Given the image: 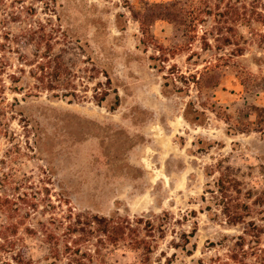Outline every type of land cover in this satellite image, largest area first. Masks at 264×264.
I'll return each instance as SVG.
<instances>
[{
	"label": "rangeland",
	"instance_id": "1",
	"mask_svg": "<svg viewBox=\"0 0 264 264\" xmlns=\"http://www.w3.org/2000/svg\"><path fill=\"white\" fill-rule=\"evenodd\" d=\"M178 1L165 13L177 22L154 18ZM230 3L0 0V264L20 252L53 264L49 235L80 214L143 219L133 225L155 246L145 264H259L264 234L257 247L247 224L202 202L226 167L244 192L264 188V0ZM41 25L71 73L55 91L29 75L25 29ZM69 83L78 98L63 96ZM107 258L145 259L123 246Z\"/></svg>",
	"mask_w": 264,
	"mask_h": 264
},
{
	"label": "trees",
	"instance_id": "2",
	"mask_svg": "<svg viewBox=\"0 0 264 264\" xmlns=\"http://www.w3.org/2000/svg\"><path fill=\"white\" fill-rule=\"evenodd\" d=\"M233 2L239 3L240 0H231L228 5L229 13L234 10ZM179 1L171 4L169 7L161 6L163 13H155L154 18L177 22L175 18H170L165 15L172 9L177 8ZM244 8H247L245 6ZM256 8V7H255ZM253 11V18L256 16L257 22H263L260 20L263 17L262 13ZM211 15V11H208ZM178 18V17H177ZM251 19V15L245 14L243 22L251 25L255 19ZM195 19V18H194ZM197 20V21H196ZM194 20V26L198 19ZM255 20V21H256ZM141 22V21H140ZM28 36V40L34 45V59L28 62L30 67L29 75L33 78L38 85L37 90L55 91L58 89V82L65 75H71L70 71L65 65L58 62V57H53L52 46L49 44V33H47L46 27L41 25L36 30L25 29ZM54 32V31H52ZM264 42V35L258 34ZM51 37V36H50ZM36 38H39L38 43ZM229 42V41H228ZM45 47L41 49L42 44ZM207 47H210L207 45ZM108 79V77H107ZM16 76L11 77V83L15 87L13 91H21L19 88ZM110 84V79H108ZM66 93L63 95L65 98H78L79 91L77 86L69 83L66 88ZM107 95V94H106ZM240 170L232 167H226L223 170H219V177L215 178L213 183L207 184L205 189V196L202 197V202L206 204L207 211H212L213 207H220L222 214L226 217L227 223L231 226H238L240 224H247V235L255 237L258 241L254 244L260 246L261 234H264V228L260 227L254 219L252 214L253 208H258L257 214L260 216V221L264 222V188L247 189L245 192V181L239 179ZM209 196V198L207 197ZM246 200L250 203H247ZM133 222L137 225L143 222V219L132 221L129 217H123L116 215L113 217H106L101 215H77L75 217H69V223L62 229L58 227V230H63V234L60 236L54 233L49 235L52 243V257L53 264L61 261V257H65L68 261L67 264H114L109 261L107 256L113 251L118 250L121 246L134 251H143L144 260L142 263H146L148 255L151 254L155 248L154 245L147 239L139 236L138 228L133 225ZM186 243L190 244V238L192 235H184ZM241 242L239 247L242 249L245 246V237L239 238ZM63 241V249H61L60 242ZM259 249V248H258ZM263 255L259 256V264H264V249H259ZM21 256V258H17ZM13 260L16 264H32L29 260L23 257V253H19ZM234 259H238L235 257ZM10 264V263H6Z\"/></svg>",
	"mask_w": 264,
	"mask_h": 264
}]
</instances>
